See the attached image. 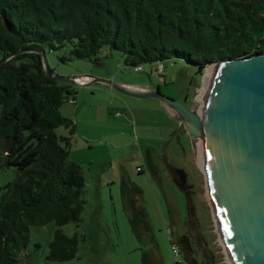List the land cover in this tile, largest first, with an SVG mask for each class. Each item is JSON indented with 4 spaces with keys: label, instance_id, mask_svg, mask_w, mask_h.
<instances>
[{
    "label": "trees",
    "instance_id": "1",
    "mask_svg": "<svg viewBox=\"0 0 264 264\" xmlns=\"http://www.w3.org/2000/svg\"><path fill=\"white\" fill-rule=\"evenodd\" d=\"M105 47L129 66L178 59L200 74L264 53V0H0V60L13 55L0 65V167L16 173L0 186V264H18L31 226L79 222L85 203L82 167L70 159L75 123L60 113L76 88L49 78L41 55L23 50L98 62ZM121 194L136 238L150 234L142 264H159L140 187L123 176ZM82 238L56 229L47 260L73 259ZM177 242L188 264H211L197 257L188 235Z\"/></svg>",
    "mask_w": 264,
    "mask_h": 264
},
{
    "label": "rangeland",
    "instance_id": "2",
    "mask_svg": "<svg viewBox=\"0 0 264 264\" xmlns=\"http://www.w3.org/2000/svg\"><path fill=\"white\" fill-rule=\"evenodd\" d=\"M63 53H46L49 67L55 74L81 76L92 71L112 83L152 85L153 89L158 88L162 94L185 103L200 116L208 97L202 99L204 74L211 67L216 71V65L212 64L199 74L196 68L178 59L142 64L136 71L135 67L126 64L123 53L108 47L103 48L99 62L76 58L64 62L60 59ZM94 85L100 91L95 101L106 105L108 111L93 108L89 118H95L93 124H108L111 129L117 127L120 133L115 137V145L113 136L105 138L97 131L87 133L79 125L81 133H76L72 142L70 159L82 167L85 178L82 218L63 226L53 222L31 226L28 245L18 254V264H142V252H152L150 234H143L142 240H138L131 229L121 194L123 176L141 189L138 203L148 214L159 264H172L174 260L167 229L172 230L171 238L188 235L200 260L229 264L217 239L200 183L197 138L192 141L186 126L174 118L170 107V113L167 111L161 100L134 97L103 82ZM75 88L76 91L88 89ZM105 113L128 121L107 123ZM148 116H152V123L145 125ZM57 133L66 136L68 131L60 126ZM86 138L89 142L84 140ZM106 139H112L109 145L105 143ZM148 146H151L152 173L147 160ZM175 170L180 172L175 175ZM15 177L12 167H0V186ZM181 180L183 185L179 183ZM56 229L68 236L78 234L83 237L76 257L69 261L56 263L46 258Z\"/></svg>",
    "mask_w": 264,
    "mask_h": 264
},
{
    "label": "water",
    "instance_id": "3",
    "mask_svg": "<svg viewBox=\"0 0 264 264\" xmlns=\"http://www.w3.org/2000/svg\"><path fill=\"white\" fill-rule=\"evenodd\" d=\"M23 51L41 55L49 78L84 85L81 76L55 74L43 49ZM12 56L1 59L0 65ZM215 65L202 116L158 88L134 91L100 76H84L134 97L157 98L174 111L192 141L197 138L200 183L228 263L264 264V53Z\"/></svg>",
    "mask_w": 264,
    "mask_h": 264
},
{
    "label": "crops",
    "instance_id": "4",
    "mask_svg": "<svg viewBox=\"0 0 264 264\" xmlns=\"http://www.w3.org/2000/svg\"><path fill=\"white\" fill-rule=\"evenodd\" d=\"M88 74L92 75L93 77L101 76L100 73H93L92 71H89ZM88 74H86V75H88ZM84 75L85 74L81 75V79H79V82L84 84V85L79 86V87L88 88V89L87 90L85 89V91L78 89V91H76V94L80 93V95L78 97L75 95V97L73 98L75 100V103L74 104H71V103L63 104L60 107V113L64 117L70 118L74 121L75 133H81L79 125H82L81 130L84 131L86 129L85 131L87 133H94V131H97L98 133H102L100 135L102 137H105V138L108 136H113V141H112V139H108V140L106 139L105 143L107 145H109L112 141V143L115 145V143H114L115 137H116L117 133H120L116 129L117 127H113L114 129H111L108 124L103 125V123H101L103 126H101V124H99V125L93 124V123H95V118H92V119L89 118V113L91 112V110L93 108H96V110L97 111L99 110L100 112L101 111L107 112L108 107L106 105H103L102 103L99 104V103H97V101H95L97 93L98 92L100 93V91H98L99 90V89H97L98 87H95V85H94L95 82H91L92 78H89L88 76H84ZM89 82H91V83H89ZM117 84L122 85L123 87H126V89L134 90V91L153 88L152 85H147V84H134V83H125V82H119ZM105 93H106V91H105ZM91 102H94L95 104L91 103ZM167 111L170 113L168 108H167ZM94 115H96V113H94ZM104 119L107 121V123L111 122L113 124H122L123 122L128 121L126 119H124L125 120L124 121L122 118L113 117L112 115L110 117L108 114L105 115ZM145 121L148 122L145 125L152 123V116L146 117ZM98 123H100V122H98ZM84 140L88 141L87 138ZM150 148H151V146L150 147L148 146L146 151H147V160L149 162V169L152 173V158L150 156V152H151ZM139 172H141V170ZM153 257H154L155 261L159 262L158 258H160V257H159V254H157L156 249H153Z\"/></svg>",
    "mask_w": 264,
    "mask_h": 264
},
{
    "label": "built area",
    "instance_id": "5",
    "mask_svg": "<svg viewBox=\"0 0 264 264\" xmlns=\"http://www.w3.org/2000/svg\"><path fill=\"white\" fill-rule=\"evenodd\" d=\"M141 69V66H136L135 70L139 71ZM68 103L74 104L75 100L73 98H70L68 100ZM167 234L169 235V242H170V248L171 252L173 254L174 260L172 264H187L186 259L184 257V254L177 242L176 238H171L170 235L172 234L171 229H167Z\"/></svg>",
    "mask_w": 264,
    "mask_h": 264
},
{
    "label": "bare ground",
    "instance_id": "6",
    "mask_svg": "<svg viewBox=\"0 0 264 264\" xmlns=\"http://www.w3.org/2000/svg\"><path fill=\"white\" fill-rule=\"evenodd\" d=\"M214 69L215 68L211 67V68L207 69L205 74H204L203 88H202L203 89V93H202V99L203 100L205 97L208 96V93L210 90L209 87H211L212 79L214 77V71H215ZM205 102H206V98H205Z\"/></svg>",
    "mask_w": 264,
    "mask_h": 264
},
{
    "label": "flooded vegetation",
    "instance_id": "7",
    "mask_svg": "<svg viewBox=\"0 0 264 264\" xmlns=\"http://www.w3.org/2000/svg\"><path fill=\"white\" fill-rule=\"evenodd\" d=\"M154 173H156V171L154 170ZM179 180H177V182H178ZM182 181V180H181ZM179 183H181L180 185H183L184 183H183V181L182 182H179Z\"/></svg>",
    "mask_w": 264,
    "mask_h": 264
}]
</instances>
